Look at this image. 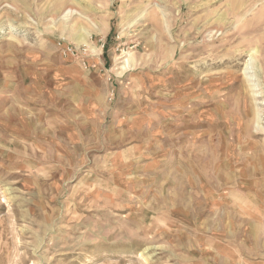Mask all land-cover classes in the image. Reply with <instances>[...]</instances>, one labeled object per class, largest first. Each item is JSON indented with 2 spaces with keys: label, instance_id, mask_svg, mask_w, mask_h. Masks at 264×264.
Masks as SVG:
<instances>
[{
  "label": "rangeland",
  "instance_id": "374dc122",
  "mask_svg": "<svg viewBox=\"0 0 264 264\" xmlns=\"http://www.w3.org/2000/svg\"><path fill=\"white\" fill-rule=\"evenodd\" d=\"M0 264H264V0H0Z\"/></svg>",
  "mask_w": 264,
  "mask_h": 264
},
{
  "label": "built area",
  "instance_id": "2783aa9c",
  "mask_svg": "<svg viewBox=\"0 0 264 264\" xmlns=\"http://www.w3.org/2000/svg\"><path fill=\"white\" fill-rule=\"evenodd\" d=\"M66 51H67L68 53H70L71 55H74V53H75L74 50H72V49H68V48L66 49Z\"/></svg>",
  "mask_w": 264,
  "mask_h": 264
}]
</instances>
